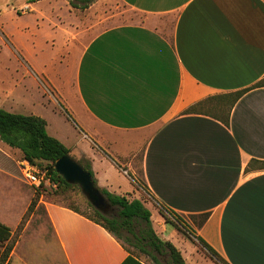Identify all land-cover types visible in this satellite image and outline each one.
I'll list each match as a JSON object with an SVG mask.
<instances>
[{
    "label": "crops",
    "instance_id": "obj_1",
    "mask_svg": "<svg viewBox=\"0 0 264 264\" xmlns=\"http://www.w3.org/2000/svg\"><path fill=\"white\" fill-rule=\"evenodd\" d=\"M120 1L151 20L105 29L84 46L75 68L74 105L68 101L73 137L51 130L43 105L40 111L28 106L25 115L45 119L48 134L75 160H89L100 188L113 194L141 200L131 178L123 187L102 165L141 152L148 192L165 214L208 215L202 227L188 224L227 264H264V170L255 162H264V87L254 88L264 80V0ZM56 28L65 35L60 22ZM245 89L223 115L227 124L213 115L185 114L198 102ZM126 165L129 175L133 164ZM146 207L158 237L172 243L186 264H219L195 237ZM44 208L54 243L38 235L36 245L53 262L154 264L145 255H130L79 213L53 203ZM17 226L9 227L12 233ZM30 227L7 264H32L17 256L24 236L36 231Z\"/></svg>",
    "mask_w": 264,
    "mask_h": 264
},
{
    "label": "rangeland",
    "instance_id": "obj_2",
    "mask_svg": "<svg viewBox=\"0 0 264 264\" xmlns=\"http://www.w3.org/2000/svg\"><path fill=\"white\" fill-rule=\"evenodd\" d=\"M67 1L69 3L65 0H0V108L27 114L28 106L34 104L32 108L40 111L43 105L47 108L41 113L49 120L51 130H60L71 139L74 131L68 121V118L71 119L68 101L74 105L75 68L84 46L105 29L124 24H145L151 19L120 0H93L84 10L73 8L70 0ZM58 22L66 29L64 36L56 28ZM2 144L0 220L15 229L19 218L39 192V199L27 223L31 224L30 231H36L24 236L17 256L23 254L32 264H62L53 262L47 252L36 245L40 242L39 236L54 243L45 203L71 206L90 217L94 215V207L78 186L63 191L52 185L39 188L29 184L20 168V162L24 160L22 155ZM98 147L110 155L104 146L99 144ZM141 160L142 155L138 151L129 157L115 159L116 165L105 160L103 172L123 187L127 186L129 178L136 181L135 192L140 193L138 196L157 216L163 210L148 192ZM80 161L85 163L84 158ZM129 162H132L133 169L128 171V175L122 167ZM129 195L130 199H134L132 194ZM178 217L187 225L192 221L191 218ZM185 238L190 239L188 235ZM120 242L132 253L144 255L126 240L121 239ZM201 257L204 258L202 254Z\"/></svg>",
    "mask_w": 264,
    "mask_h": 264
},
{
    "label": "trees",
    "instance_id": "obj_3",
    "mask_svg": "<svg viewBox=\"0 0 264 264\" xmlns=\"http://www.w3.org/2000/svg\"><path fill=\"white\" fill-rule=\"evenodd\" d=\"M36 1L38 0H33V2ZM92 2L93 0H70V5L73 8L84 10L89 8ZM260 87H264V80L258 82L254 86V88ZM249 90L250 89H245L235 93L211 97L191 106L185 111V114L213 115L215 117H221V121L227 124L228 116L223 117V115L229 113L235 103ZM0 141L13 149L19 150L24 160L38 167L40 172L45 174V178L41 182L39 188L47 185L46 179L49 180L50 185L55 186L59 190L66 191L69 188L75 187V185L67 183L56 172V161L70 154L71 151L60 140L48 134L47 121L45 119L34 115L18 114L0 108ZM78 162L91 174L96 186H98L91 162L89 160H85V163L81 161ZM255 162L259 169L264 170V162ZM99 189L110 205V210L106 214L94 208V215L90 217L82 214L71 206L64 207L102 226L117 240H126L141 254L152 259L154 264H186L182 253L172 243L162 241L158 237L153 228L151 211L141 200L130 199L129 194L117 195L106 189ZM38 194L39 192L37 191L14 233H12V230L8 226L0 223V264H7L9 262L18 238H20L24 232L29 222V217L37 204V200L39 199ZM161 214L168 224L173 225L181 233H189L191 236L195 237L201 246L206 249L210 256L219 264H227L225 260L201 237L197 236L194 229L185 224L177 214L173 212L165 214L162 211ZM191 219L192 221L195 220L194 224L196 226L202 227L207 221L208 215L191 217ZM127 250L129 251V249ZM129 253L133 255L131 251H129Z\"/></svg>",
    "mask_w": 264,
    "mask_h": 264
},
{
    "label": "water",
    "instance_id": "obj_4",
    "mask_svg": "<svg viewBox=\"0 0 264 264\" xmlns=\"http://www.w3.org/2000/svg\"><path fill=\"white\" fill-rule=\"evenodd\" d=\"M55 169L67 183L78 186L96 210L104 214L110 210L107 199L97 188L91 174L70 154L56 161Z\"/></svg>",
    "mask_w": 264,
    "mask_h": 264
},
{
    "label": "built area",
    "instance_id": "obj_5",
    "mask_svg": "<svg viewBox=\"0 0 264 264\" xmlns=\"http://www.w3.org/2000/svg\"><path fill=\"white\" fill-rule=\"evenodd\" d=\"M20 168L29 184L35 187H39L41 185V182L45 178V174L41 173L36 166L29 163L27 160H23L20 162ZM45 181L47 185H50L48 179Z\"/></svg>",
    "mask_w": 264,
    "mask_h": 264
}]
</instances>
